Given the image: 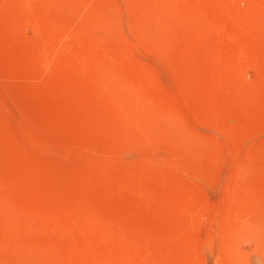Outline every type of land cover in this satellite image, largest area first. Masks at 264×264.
<instances>
[{
	"label": "rangeland",
	"instance_id": "obj_1",
	"mask_svg": "<svg viewBox=\"0 0 264 264\" xmlns=\"http://www.w3.org/2000/svg\"><path fill=\"white\" fill-rule=\"evenodd\" d=\"M0 264H264V0H0Z\"/></svg>",
	"mask_w": 264,
	"mask_h": 264
}]
</instances>
